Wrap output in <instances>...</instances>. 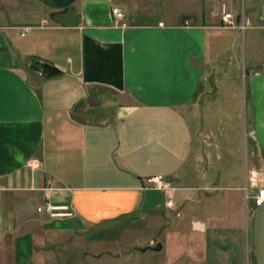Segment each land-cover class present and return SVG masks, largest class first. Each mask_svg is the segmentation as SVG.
Returning <instances> with one entry per match:
<instances>
[{"label": "crops", "instance_id": "crops-1", "mask_svg": "<svg viewBox=\"0 0 264 264\" xmlns=\"http://www.w3.org/2000/svg\"><path fill=\"white\" fill-rule=\"evenodd\" d=\"M217 2L0 0V264H42L49 232L74 230L173 264H244L243 199L264 210L250 196L264 186V0H229L259 22L246 33L220 25ZM113 6L124 12L119 22ZM69 7L76 25L53 20ZM230 29L248 45L260 39L254 63L228 53ZM200 99L206 170L203 183H186L199 129L185 109ZM155 174L174 188L152 187ZM44 201L73 215L37 211Z\"/></svg>", "mask_w": 264, "mask_h": 264}, {"label": "rangeland", "instance_id": "rangeland-1", "mask_svg": "<svg viewBox=\"0 0 264 264\" xmlns=\"http://www.w3.org/2000/svg\"><path fill=\"white\" fill-rule=\"evenodd\" d=\"M238 4L240 5V0H238ZM247 17L248 16H245L249 22L247 28L259 24V22H253ZM228 31L231 32V37L227 46L228 53L234 57V60L240 59L241 62L245 52V61L247 63H254L258 54L257 52L260 51L262 48L261 46H263L260 39H258L257 44L255 42V44L248 45L245 43L244 36L237 30L230 29ZM255 39L257 40V38ZM226 57H229V55ZM217 67V72L220 73L223 70L220 61L217 62ZM221 92L220 89L218 94H221ZM185 113L191 122L195 124L194 127L199 129L194 136V143L190 155L183 166L186 183L192 182V178H200V182L203 183L206 170L205 159L209 151L208 149L207 152L205 150L208 138H205L206 133L203 129L204 100H196L193 104L186 107ZM199 122H201V126H199ZM219 124L221 123L219 122ZM219 126L222 127V125ZM216 130V139L220 144L221 133L218 131L219 129ZM218 167L221 169V167L224 166L219 165ZM242 168V165L236 169L232 167L230 174L231 172L241 174ZM198 199L199 200L195 204L202 205L204 203L203 194H199ZM248 202L249 199H243L242 203L244 264H253L254 256H256L261 264H264V210L258 209L254 211V209L249 207ZM178 216V212L165 216L166 225L164 236L167 235V232L172 231L174 217ZM163 235L161 239L166 238H163ZM88 236V234L78 230L49 232L45 247L41 251L46 257L42 264H173L171 258L167 257L164 253H161L158 257H150L151 251L143 255V251H139L137 249L138 247H133L132 250H128L129 248L122 249L117 246H112V242L110 241L96 244L92 243L90 239H88ZM141 248L143 247L141 246Z\"/></svg>", "mask_w": 264, "mask_h": 264}, {"label": "built area", "instance_id": "built-area-1", "mask_svg": "<svg viewBox=\"0 0 264 264\" xmlns=\"http://www.w3.org/2000/svg\"><path fill=\"white\" fill-rule=\"evenodd\" d=\"M111 11L116 22H119L124 18V12L119 7L113 6ZM215 11L219 17L220 25L222 27L236 28L241 31L248 27L249 22L245 18V15L243 13H236L230 6L229 0H218ZM185 24H189V21L185 20ZM121 25L124 26L125 23L122 22ZM26 29L27 28L22 29V34ZM147 181L151 184L152 187L163 189L168 192L174 188L171 182L161 174L151 175L147 178ZM249 185H254L253 177H250ZM247 186L248 185L244 187V190L247 189ZM49 189L53 191L54 187H49ZM250 196L253 199L255 205H261L264 202V186H257L256 191L250 194ZM246 197H248V195H246ZM172 203L173 199L169 194L167 196L166 206L170 207L172 206ZM37 211L46 212L51 217H69L73 215V212L68 205L54 204L50 201H44L39 204L37 206Z\"/></svg>", "mask_w": 264, "mask_h": 264}, {"label": "water", "instance_id": "water-1", "mask_svg": "<svg viewBox=\"0 0 264 264\" xmlns=\"http://www.w3.org/2000/svg\"><path fill=\"white\" fill-rule=\"evenodd\" d=\"M53 20L55 22L64 24V25H76L78 22V16L74 13L72 8H67L64 12H59L53 15ZM32 67H34L36 70L42 72L43 74L49 75L51 73V67L46 62H41L35 58L31 60ZM216 74L215 72H212L209 77L207 78V82L210 86V91L207 92L208 95L212 96L214 92H216L217 86L215 83ZM160 248V246H158ZM157 248V249H158ZM139 251H144L146 248H137Z\"/></svg>", "mask_w": 264, "mask_h": 264}]
</instances>
